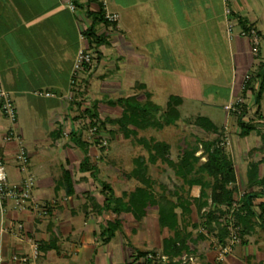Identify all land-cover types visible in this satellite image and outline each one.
Listing matches in <instances>:
<instances>
[{
	"label": "crops",
	"instance_id": "crops-1",
	"mask_svg": "<svg viewBox=\"0 0 264 264\" xmlns=\"http://www.w3.org/2000/svg\"><path fill=\"white\" fill-rule=\"evenodd\" d=\"M98 2H101L104 12L116 13L117 16L113 27L103 23L96 24V33L104 34L106 41L96 47L88 48L82 32L91 22L87 11L96 10ZM76 3L77 9L72 11L66 7L63 0H0V79L4 89L14 99L16 105L14 126L27 149L28 168L32 174L37 167L33 156L39 151L36 147H32L33 144L30 142L34 139L33 131L36 127H43L47 123L46 138L51 139L52 143L59 147L57 159L53 157L39 164L42 169L32 190L35 205L19 210L10 207L5 212H0V264H114V262L131 264L133 258L128 257L130 252L124 247V242L118 241L117 249H120L114 250L112 240L116 232L122 231L124 213L117 215L122 218L120 228L114 232L108 242H100V229L115 215L110 211H98L94 208L89 197L101 204L103 197L99 191L100 187L97 193H93L83 185L98 180H94L88 171H79L78 162L83 153L70 139L69 131L76 130L80 138L88 143L87 155H90V143L81 137L74 123L79 122L82 116L87 121L85 109L91 107L93 102L97 103V100L85 105L86 103L79 98L72 97L71 100V97L68 99L67 96L81 95L85 89L91 90L93 83L97 81L92 77L91 71L101 78L102 83L112 82L117 88L120 87L122 80L130 79L129 87H135L139 91L131 95L138 100L142 99L144 91H148L154 73L166 70L165 65L160 63L158 67L157 58H171L170 65H172L173 57H178L175 56L177 53L171 50L175 40H180L186 51L190 49L189 53H184V56L197 57L198 44L193 42L201 41L202 33L207 32L208 35H212L215 42L224 40L233 57L230 63L228 93L234 96L238 93L237 86L240 85L243 74L253 70L254 64L259 59L264 60L262 53H259V56L251 54L249 40L246 36L240 35L242 29L235 19V15H240L252 23L260 34V45H264L263 0H244V2L241 0H78ZM229 24L238 26L237 36L230 39L226 30ZM185 41H187L186 46L183 45ZM188 42L192 43L188 46ZM83 47L93 51L95 61L94 64L85 66L79 80L81 89L75 93L74 87L69 83V73L76 52ZM112 69L120 73L119 78L108 77ZM138 84H142V87ZM41 88L52 92L51 96H45L46 102H41L34 94V91ZM58 110L63 113L60 115ZM244 119L247 120L245 117ZM65 123L70 127L67 140L62 138ZM7 124L8 122L0 117V137ZM15 149L14 141L0 140V154L4 158L8 177L13 181L19 178L13 162ZM77 153H79L78 157ZM260 156L254 160L259 159ZM89 161L99 169L90 156ZM233 166L235 171L234 162ZM245 168L246 166L243 170L244 177ZM63 170L69 173L72 194H65L62 182ZM97 178L104 180L99 177L98 172ZM198 191V185L189 188L191 196H197ZM263 200L264 195L252 199L256 211H258L257 204ZM42 206L45 207L43 208L45 212ZM109 212L111 217L106 214ZM147 214L148 211L143 218L144 221ZM155 220L158 225L156 210ZM15 221L23 224L25 234L20 233L18 236L12 234L8 225ZM257 227L264 233V230L255 223L244 234V242L241 243L239 240L235 243L232 251L224 255L219 264L264 263L261 246L264 239L260 237V242H255L257 239L251 240L257 235ZM163 230L166 235V229ZM52 236L56 238L57 250L39 251L35 258L28 257L26 262L12 259L13 254L30 253L31 242L47 241ZM239 245L246 248L242 251ZM138 261H142V258Z\"/></svg>",
	"mask_w": 264,
	"mask_h": 264
},
{
	"label": "trees",
	"instance_id": "trees-1",
	"mask_svg": "<svg viewBox=\"0 0 264 264\" xmlns=\"http://www.w3.org/2000/svg\"><path fill=\"white\" fill-rule=\"evenodd\" d=\"M91 17L89 26L82 34L86 39L88 48L96 47L106 41L104 34H97L95 26L103 23L106 26H114L115 20L110 21L104 17V10L101 2L97 3L96 10L87 11ZM236 22L246 33L255 29L253 24L243 16L235 15ZM259 38L260 34L256 31ZM259 45L255 56H259ZM142 87V84H138ZM250 90L256 104L252 119H244L246 104L235 102L233 113L235 115L237 134L241 137L248 135L259 124L264 125V109L260 110L259 100L264 96V60L259 59L253 70L248 74L247 79L242 82L240 97ZM151 93L144 91L142 99H136L134 95L118 96L115 99L107 100L109 105H119L121 111L118 116H105L99 119L96 111V102L85 109L88 117L87 125L93 128L94 132L104 129L106 124L115 126L109 128L108 133L119 132L123 138L132 139L141 145L146 154L139 153L131 158L132 167L127 173L128 178L137 181V184L128 191H122L115 195L111 185L97 178L98 168L90 163L87 155L88 143L80 138V134L71 129L70 139L82 150V158L78 162L79 171H88L94 180H98L101 204L94 201L93 206L98 211L107 210L115 215L108 220L99 231L101 243H106L120 228L122 218L117 217L120 213H129L136 221H140L146 215L149 207L156 208L157 222L160 228H165L167 234L160 239L158 249L135 250L131 264H181V260L175 259L182 254L190 255L196 252L197 243L213 236L216 243L222 246L228 232L229 219L233 225L238 227L240 242H244V234L247 233L255 223L264 230V200L257 204L258 211L253 207L252 199L264 195V153L257 160H249L245 168L244 191L235 199L236 176L232 159L225 150L223 141L219 139L221 129L218 128L207 116L194 115L185 117L184 120L191 121L204 132L214 133L211 139L198 140L201 152L195 155L197 144L184 148L172 160L169 156V144L163 140L153 137L138 136V130L148 127L161 128L164 125L174 123L179 119L177 106L181 103V96L170 94L163 106L152 102ZM261 145L264 146V132L259 134ZM97 142V139H94ZM204 160L197 163L199 158ZM157 161L166 163L181 182L172 189L159 184L158 191L154 190V181L148 174V164H155ZM261 165V170H260ZM62 182L65 194H72L73 188L67 170L62 171ZM198 185L197 196L189 194V188ZM255 187V188H254ZM234 203V205H232ZM44 206L42 210L45 212ZM203 209V210H202ZM199 216V220L191 219L192 211ZM195 231V234H194ZM36 250L46 251L57 250L56 238L50 237L47 241H34ZM156 253L166 256L167 262L161 263L147 254ZM142 258V261H138ZM211 264V263H205ZM219 264V262H216Z\"/></svg>",
	"mask_w": 264,
	"mask_h": 264
},
{
	"label": "rangeland",
	"instance_id": "rangeland-1",
	"mask_svg": "<svg viewBox=\"0 0 264 264\" xmlns=\"http://www.w3.org/2000/svg\"><path fill=\"white\" fill-rule=\"evenodd\" d=\"M241 2H244V0H241ZM205 28L207 29L208 27L206 26ZM226 30L228 31L229 39L233 36H237L238 34V26L234 24H229ZM172 34L175 33L172 32ZM202 35L203 39H201V41L199 40L193 42L194 44H198L197 57L184 56V53H189L190 49L186 51V48L182 47V42L180 40H175L173 42V49L171 50H173V53H177L175 56L178 57H173L172 65H170L171 58L158 57V67L160 63L163 66L165 65L166 70L156 71L157 73H154L153 79L149 82L148 91H151L152 93L151 100L159 106L164 105L167 96L170 94H177L181 96L182 101L177 106L179 119L174 123L164 125L161 128L148 127L144 130H138L137 135L145 138L151 136L157 140L167 142L169 144V156L172 160H176L177 156L184 148H188L196 144L198 149L195 152V155H198L201 152L198 140L211 139L215 137V134L204 132L191 121L184 120V118L188 116L192 117L197 114L207 116L218 128L222 130L218 137L221 141H223L225 150L228 152L236 165L235 172L237 173V188L234 197L237 199L245 189V177L243 175V170L244 166H246V162L254 160L259 157L260 154L264 153V146L261 145L259 137V134L264 132V125H257L255 127L256 132L251 131L250 134L246 136L241 137L237 134L238 127L236 125L233 109H227L225 106L231 105L234 107L236 99L240 98L241 101L246 104V112L243 117L249 120L255 116L254 110L256 109V104L254 103L251 91L248 90L243 97H240L239 94L244 80V75L249 74L252 69L243 74L240 85L237 86L238 93L234 96L229 94L230 63H232L233 57L227 49L224 40H218L215 42L213 41L214 38H212V35H208L207 32L205 34L202 33ZM209 37L211 38L209 39ZM191 43L192 42H188V46ZM186 44L187 41L183 42V45L186 46ZM260 44L261 41L259 43V49H261L260 53L264 54V45ZM176 47L177 50H175ZM181 53L182 55H179ZM94 61L92 62L93 64ZM90 73H92V77L97 80L93 83L91 90L88 88L89 90L85 89L81 95L70 94L67 98L69 99V97H71V100L72 97H76V99L79 98L80 101L86 103L85 105H90L93 100H97L96 111L99 119H102L105 116H118L121 111V107L119 105L109 106L106 103L108 98L113 100L118 96H126L139 92L135 87H129L131 84L130 79H125V81L122 80L120 87L117 88L115 83H102L100 80L101 78L96 76L94 71H91ZM119 74L116 70L112 69L109 72L108 77L117 79V77H120ZM81 77L82 74L79 77V80ZM79 80L76 83L71 84V86L74 87L75 93L77 90L81 89V83H79ZM48 90L41 88L40 90L34 91V94L38 97V100L46 102L47 100L43 95V92ZM39 91L40 94H38ZM101 93H103L104 96ZM259 107L260 110L264 109L263 95L259 100ZM57 112L60 115L63 113L61 110H58ZM64 119L66 118L64 117ZM86 122L85 117L82 116L79 122L74 123V126L80 131L81 137L88 140L90 143L91 147L89 149V156L91 160L99 166V177L107 181L112 186L115 194H120L122 191H128L134 188L137 182L132 178H128L127 173L132 167L131 158L139 153H143L144 155L146 154L143 147L130 138H123L119 132L114 131L109 134L106 133L108 128L114 129L115 126L106 125L104 129L94 132L93 128H90ZM46 124L43 127H36V130L33 131L34 139L33 141H30L33 144L32 147H36V149L39 150L38 153L33 156L34 162L37 163V167L33 171L34 182L42 169V167L39 166L41 161L46 162L47 159H53V157L57 159L59 156V147H56L55 143H52L51 139L48 140L46 138ZM69 129V125L65 123L63 128L64 133L62 134V138L64 140H67V132ZM94 139H97V142H95ZM26 142L30 143L29 141ZM76 156L78 157L79 153H77ZM202 160H204V156H201L197 163ZM148 174L154 181L155 191L159 190V184L165 185L167 189H172L181 182V180L174 175L172 169L166 163L161 161H157L155 164H148ZM83 186L93 193H97L100 187L97 181L86 182ZM77 190L80 191L78 187ZM155 210V207L148 208V214L145 221L143 219L136 221L129 213H124L122 231L121 233L116 232L115 236L112 238L114 250L117 249L118 241L120 242V240L124 242V247L130 252L128 257L132 258L136 249H157V247H159L161 237L165 235V231L163 229H159L156 223ZM106 214L111 217L110 212ZM191 219L194 221L199 220V216L195 211L191 213ZM256 231L257 235L253 236L251 240L257 239L255 242H260L259 238L261 237L264 239V233H262L258 227ZM141 242L143 243L141 244ZM261 246L264 252V243H261ZM218 247L219 245L216 243L215 237L208 236L206 239L197 243L195 253L183 255V258L180 259L181 264H205L209 262L214 264ZM239 247L242 251L246 248L243 245H239ZM119 249L120 248L117 250ZM116 253L115 255H117ZM207 253L208 258L206 257ZM189 256L191 259L188 258ZM114 264L120 263L114 262ZM259 264L264 263L261 262Z\"/></svg>",
	"mask_w": 264,
	"mask_h": 264
},
{
	"label": "built area",
	"instance_id": "built-area-1",
	"mask_svg": "<svg viewBox=\"0 0 264 264\" xmlns=\"http://www.w3.org/2000/svg\"><path fill=\"white\" fill-rule=\"evenodd\" d=\"M64 4L69 10L75 11L77 9L78 0H63ZM104 17L107 20L113 21L116 19V13L104 12ZM240 35L246 36L250 43V51L255 55L257 47L260 43V38L255 29L251 28L247 33L241 30ZM94 53L88 48H80L73 59L71 70L69 73V83L74 84L79 80V77L84 71L86 65L91 64L94 61ZM248 74L244 75L243 79H247ZM243 80V81H244ZM40 94V91L38 92ZM44 96H51L52 92L44 91ZM236 102H241L240 98L236 99ZM227 109H234L231 105L225 106ZM0 117L5 119L8 124L5 127L0 140L4 142L14 141L16 143V149L13 154L14 166L19 173V178L16 181L10 180L8 177L6 164L2 154H0V212L3 213L7 208L19 210L27 209L30 206H34L35 202L33 200V186H34V176L29 170V156L27 149L17 133L14 122L16 120V107L13 100V97L10 93L4 89L1 79H0ZM234 205V203L232 204ZM8 228L12 231L14 236H18L20 233H24L23 224L19 221L10 222ZM240 236L238 233V227L233 225L229 219L228 232L225 239V243L218 247V252L215 257L214 264L221 261L224 258L225 254H228L232 246L239 242ZM30 253H22L20 255L13 254L12 259H17L21 262H26L28 257L35 258L38 254L36 250L35 242H31ZM182 254L177 256L175 259H182ZM149 258H152L155 261L161 263L167 262L166 256L156 253L155 255L147 254ZM191 259V257H188Z\"/></svg>",
	"mask_w": 264,
	"mask_h": 264
}]
</instances>
